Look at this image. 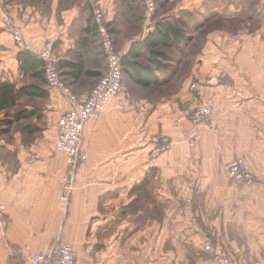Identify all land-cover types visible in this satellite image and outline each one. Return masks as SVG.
Instances as JSON below:
<instances>
[{"label": "crops", "instance_id": "0c3cea01", "mask_svg": "<svg viewBox=\"0 0 264 264\" xmlns=\"http://www.w3.org/2000/svg\"><path fill=\"white\" fill-rule=\"evenodd\" d=\"M99 1L118 47L108 19L111 0ZM209 1L182 0L176 11L207 14ZM257 2L250 16L258 25L252 35L264 39V0ZM224 10L228 23L238 27L240 21L231 19L238 7ZM83 11H66L61 21L36 13L29 22L16 23L36 56L48 40L58 38L62 77L82 101L108 71L93 14ZM0 27V83H11L17 93L35 85L48 92L46 97L18 96L15 105L0 112L5 121L0 126V201L7 207L0 264L18 263L26 245L49 254L70 242L78 247L77 264H217L203 249L216 238L235 264H264V49H216L214 44H224L235 33L229 27L202 36L213 49L188 58L182 54L173 79L161 84L166 92L158 106L143 102L151 113L147 127L136 131L137 140L124 137L122 109L113 99L100 118L85 124L90 158L68 205L61 198L67 159L56 150V137L57 123L71 103L38 75L43 67L35 72L21 68L10 29ZM145 37L136 36L119 51L127 55ZM196 82L195 93L190 88ZM201 99L214 108L212 131L191 121ZM30 113L34 116L16 122L17 115ZM41 113L43 122H35L43 137L22 143L17 126ZM164 136L171 137L173 148L156 156ZM242 157L256 177L253 188L227 178L228 161ZM141 192L152 198H142ZM188 200L195 203L199 232L194 214L185 209Z\"/></svg>", "mask_w": 264, "mask_h": 264}, {"label": "built area", "instance_id": "2783aa9c", "mask_svg": "<svg viewBox=\"0 0 264 264\" xmlns=\"http://www.w3.org/2000/svg\"><path fill=\"white\" fill-rule=\"evenodd\" d=\"M93 8L94 20L97 23V31L101 37V49L108 65L107 73L100 79V82L91 92L87 100H79L70 85L63 79L59 67V58L55 53V45L58 38L50 39L45 45L35 53L41 60L45 73V81L49 88L58 91L64 98L71 103V109L64 114L57 123L56 150L65 154L67 159V171L63 179V192L61 198L65 204H69L71 196L76 187V180L81 174L82 167L85 166L90 158V154L84 145L83 133L85 124L104 114L109 107L110 102L120 96L124 84V65L125 54L116 49L115 38L112 30L105 20V13L99 7V0H86ZM160 0H144L147 11V20L150 21L158 10ZM10 34L14 40L18 51H29L34 53V48L30 42L24 39L21 30L9 22ZM152 29L150 25L145 29L144 36H148ZM244 32L242 30L231 35L230 41L238 43L242 40ZM199 84H192L191 91L198 92ZM213 106L210 101L201 99L192 113L191 121L196 127L212 130L214 125ZM171 138L162 139L161 146L155 151L156 156L168 153L172 148ZM227 178L230 181L253 188L256 184L249 163L244 158H238L228 162ZM192 200L187 201L186 209L193 213ZM7 207L0 201V228L7 227L6 219ZM193 227L199 232V223L196 217L192 219ZM203 249L215 256L219 264H234L229 252L219 241L208 240L204 243ZM18 264H77L78 253L72 244H61L56 246L49 254L38 253L29 245L20 250Z\"/></svg>", "mask_w": 264, "mask_h": 264}, {"label": "rangeland", "instance_id": "374dc122", "mask_svg": "<svg viewBox=\"0 0 264 264\" xmlns=\"http://www.w3.org/2000/svg\"><path fill=\"white\" fill-rule=\"evenodd\" d=\"M181 1L182 0H167L164 7L160 6L156 11V13L153 16H151L149 21L147 20L148 16L146 11V6L143 5V3L140 0L135 2L129 0H111L109 7L111 9L112 14L108 17V19L111 20L110 21L111 27L113 28L115 36H117L116 42L118 47H116V49L118 48L117 50L122 51V49L130 45V41L135 39L136 36L142 38L145 29L150 25L153 26L156 22L162 21L164 19L174 22L176 16L178 15L180 16L183 15L184 13H188L187 10H181L180 13L176 11L178 8V4H180ZM228 5H230L234 9L237 7L239 9L236 15H234V18L233 17L231 18L236 20L235 22L240 21L238 27L232 26L231 24L228 23L227 18H224L227 14L224 9ZM206 6H207V14L201 13L200 11L195 13L193 12V14L190 13L192 20L188 23L189 27L184 32L191 40L183 44L181 47L184 51L183 54L185 58L190 57L191 54L192 53L195 54V52L202 54L203 52L206 53V51L212 50L213 49L211 47L212 44L208 45L204 43L203 40L204 38L202 36L209 35L211 31L218 30L223 27H229V29H231V32L233 31L235 33H238V31L242 30V29H238L239 27H241V28H245L247 32L246 33L244 32L242 40L239 41L238 43H233L230 40H228L224 44H220V45L214 44L216 49H223V48L237 49V50L239 48L250 49V50H252L253 48L264 49V39H259L256 36L252 35L255 32L256 28L258 27V25L255 23V19L250 17L253 15V13L256 11L258 7L257 0H210ZM241 6H243V8H241ZM99 7H101L100 4ZM101 8L103 9V7ZM76 9H78L81 13L84 12L83 10H87L88 14L89 15L93 14L94 17L93 8L92 6H90V4L87 3L86 0H0V23L7 25L9 22L11 25L17 27L18 25V24L16 25L17 22L18 23L22 22L23 24H25L26 22H29V20L36 13L45 15L46 17L56 16L57 20L61 21L62 13L66 11H75ZM7 26L9 28V25ZM17 28L20 29V27ZM1 29L2 28L0 27V30ZM248 34L252 36H247ZM196 36H198L199 39L196 42H191ZM162 50L165 53L167 52L169 54V56L173 60L170 63H172L174 67H177L178 65L177 61H179L180 57L182 56V53L174 48H165ZM124 79L125 80L123 84V90L121 92L122 95L121 97L120 96L116 97L117 99L115 98L114 104H116V106L122 109L121 115H119L120 117L119 119L121 123H123L124 137H132L135 138V140H137L136 131L141 132L143 128L147 127V123H148L147 120L149 118V114L151 113V110L147 111L145 105H143V102H147L153 107H157L162 99V95H163L162 92H166V89L161 87L162 85L152 86V88H143L140 86H136L127 77V75H125ZM6 114H10V111H7ZM44 116L45 115L41 113L40 115H38L36 119L31 118L24 120L21 126H17V129L23 132L21 139L22 143L34 144L37 142V139L43 137L40 132L41 129L37 126V122H41V121L43 122ZM100 116L96 117L95 119L100 118ZM10 119L11 118H9L8 120ZM35 120H37V122H35ZM137 122L139 123L138 125L139 127L136 128ZM3 123H5V121L1 119L0 126H2ZM200 129L206 131H212L204 128H200ZM3 132L5 133L6 130H3ZM165 137L167 136H164L163 138ZM235 159H231L228 162L233 161ZM227 165H226V172H227ZM140 196L146 199L152 198L151 195H149L147 192H141ZM192 202H193L192 208L194 209V212L192 214H194L193 217H196L198 223L195 203L193 200ZM186 211L188 212L187 209ZM211 241L221 242L225 247V249L228 251L226 245L221 239L216 238ZM67 244H72L77 251L78 247L76 243L70 242ZM228 252L230 254V251ZM214 259L215 262L219 264L215 256Z\"/></svg>", "mask_w": 264, "mask_h": 264}, {"label": "trees", "instance_id": "16d2710c", "mask_svg": "<svg viewBox=\"0 0 264 264\" xmlns=\"http://www.w3.org/2000/svg\"><path fill=\"white\" fill-rule=\"evenodd\" d=\"M166 1L160 0L159 7H164ZM191 20V14L188 12L175 18L174 22L167 19L156 22L148 36L142 42L134 43L129 53L124 56V77L127 75L133 84L143 88H152V86L170 82L177 70L170 63L173 60L169 54L162 49L174 48L183 54L182 45L191 40L184 32L189 27L188 23ZM19 59L21 68L25 71L35 72L36 69H42L41 67H43L39 57L29 51H20ZM69 65L78 67L80 64L70 63ZM38 75L43 76L45 79L44 68L38 72ZM21 95L46 97L48 92L35 85L22 87L17 93L15 86L11 83H0V112L15 105L17 97ZM32 116H34L33 113L22 116L17 115L16 122L21 121L22 118Z\"/></svg>", "mask_w": 264, "mask_h": 264}]
</instances>
